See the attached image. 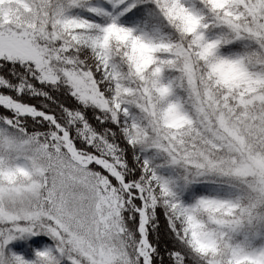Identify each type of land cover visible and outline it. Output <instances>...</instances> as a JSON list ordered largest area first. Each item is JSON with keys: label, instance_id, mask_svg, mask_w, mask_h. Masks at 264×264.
<instances>
[{"label": "snow or ice", "instance_id": "obj_1", "mask_svg": "<svg viewBox=\"0 0 264 264\" xmlns=\"http://www.w3.org/2000/svg\"><path fill=\"white\" fill-rule=\"evenodd\" d=\"M0 264H264V0H0Z\"/></svg>", "mask_w": 264, "mask_h": 264}]
</instances>
